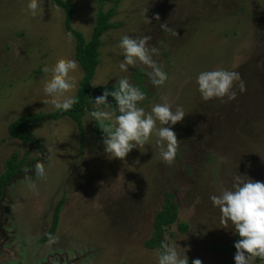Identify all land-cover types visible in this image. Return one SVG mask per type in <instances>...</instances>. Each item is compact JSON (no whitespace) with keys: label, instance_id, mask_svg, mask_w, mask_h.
Here are the masks:
<instances>
[{"label":"rangeland","instance_id":"374dc122","mask_svg":"<svg viewBox=\"0 0 264 264\" xmlns=\"http://www.w3.org/2000/svg\"><path fill=\"white\" fill-rule=\"evenodd\" d=\"M64 1L72 6L71 26L86 39L99 8L114 9L113 27L101 35L93 85L128 76L146 93V113L165 99L173 111L182 107L185 117L173 127L180 147L168 165L153 134L123 160L109 158L103 136L94 132L92 101L84 106L82 136L70 116L58 115L31 126L29 141L11 137L7 127L14 119L57 110L43 103L51 99L43 91L51 73L43 69L76 60L75 39L65 28L64 10L50 0L35 17L27 12L28 0H0V173L12 153L23 170L0 198V264H157L161 247L147 248L145 241L167 194L178 214L164 238L179 256L189 264H234L233 254L215 248L229 246L235 235L231 226L223 228L209 197L231 188L235 175L264 182V0ZM161 23L171 31L161 30ZM124 34L152 37L149 44L160 50L153 59L168 74L164 85L148 82L141 70L146 66L119 69ZM216 69L239 72L246 91L240 93L236 82L235 100L204 101L196 78ZM71 75L77 87L65 95L74 96L80 66ZM37 163L44 164V177L30 171ZM61 198L57 227L45 240Z\"/></svg>","mask_w":264,"mask_h":264},{"label":"clouds","instance_id":"9594fccd","mask_svg":"<svg viewBox=\"0 0 264 264\" xmlns=\"http://www.w3.org/2000/svg\"><path fill=\"white\" fill-rule=\"evenodd\" d=\"M42 5L43 0H28L27 12L35 17L42 12ZM155 18L159 20L158 15ZM145 19L150 23L146 16ZM160 28L163 31H171L167 23H161ZM151 39L149 35L138 37L122 35L117 45L123 57L119 69L122 72H129L130 68L146 66L141 67V70L148 82L154 87H159L167 82L168 74L161 64L153 59L159 55L160 50L149 44ZM78 69L79 64L75 59H60L52 67L46 65L43 71L51 73V78L45 82L43 91L51 99L43 103H51L54 109L63 112L70 111L77 103V98L65 94L76 89V80L71 74ZM236 82H239V92L244 93L246 84L237 71L226 69L202 71L196 78L201 98L204 101L217 99L221 103L236 99L237 92L234 90ZM116 85L112 89L105 87L103 93L94 98V102L91 99L89 114L93 121L99 123L102 130L104 152L109 158L123 160L133 149L140 150L155 134L161 159L171 165L180 147V140L177 139L173 127L185 117L183 108L177 106L173 111L171 104L165 99L163 103L153 104L151 111L146 113L141 107V103L146 99V93L139 85L133 84L128 76L120 77ZM109 97L113 98L114 104L109 101ZM113 107L114 112L109 110ZM157 122L162 126L157 127ZM30 171L38 177H44L46 174L43 163H37ZM245 176L235 175L231 188L209 197L213 207L219 210L223 228L228 229L231 226L233 234L239 237L234 242L236 249L234 264H251L254 258L264 260V182L250 178L245 180ZM24 179L31 189L35 188L27 172ZM161 249L157 264H189L187 256L181 258L175 247L166 241L161 242ZM192 264H202V261L195 259Z\"/></svg>","mask_w":264,"mask_h":264},{"label":"trees","instance_id":"16d2710c","mask_svg":"<svg viewBox=\"0 0 264 264\" xmlns=\"http://www.w3.org/2000/svg\"><path fill=\"white\" fill-rule=\"evenodd\" d=\"M51 4L62 8L65 13L64 25L66 30L73 36L75 39V58L79 63V66L82 70V77L79 80V85L75 93V97L77 98V103L73 106L70 111L63 112L60 110H56L53 113L48 114H32L20 116L13 121H11L8 125V132L11 137L20 139L22 141L31 140V132L29 128L31 126L38 125L43 120L57 118L58 115L70 116L78 125L79 133L83 134L81 127V117L84 112V106L90 104L91 99L94 100L95 97L101 95L107 87L108 89H112L117 86L116 83L95 86L93 85V76L95 74V69L99 64V46L101 45V35L107 29L113 27V24L109 21L110 18L114 14V9L110 8L107 11L99 8L95 17V23L92 28L91 35L88 39H86L82 33L78 30H75L70 22L72 18V6L65 2L64 0H50ZM110 102H113V98H108ZM115 108L109 109L113 111ZM108 123V122H106ZM94 132L97 136L102 137L103 133L100 129L99 123H94ZM18 154L12 153L8 159H6L4 163V171L0 173V198L4 193V189L7 184L18 174H20L23 170L21 167L22 161L17 160ZM63 204V198L59 199L58 203L54 208V213L52 216L51 227L48 233L45 235V240H48L53 235L58 221H59V212L61 206ZM177 210L178 206L172 199V194H167L164 198V201L161 205V208L156 212L154 220H153V231L151 236L145 241V246L147 248H156L161 247V242L165 241L164 232L167 227L171 224L177 222ZM179 229L184 232L187 229V225L185 223H180ZM239 237L235 235V239L233 242L227 247L217 246L215 247L217 250L224 251L226 253L235 254L236 249L234 248V242L238 240ZM225 264H230V262L226 261Z\"/></svg>","mask_w":264,"mask_h":264},{"label":"crops","instance_id":"0c3cea01","mask_svg":"<svg viewBox=\"0 0 264 264\" xmlns=\"http://www.w3.org/2000/svg\"><path fill=\"white\" fill-rule=\"evenodd\" d=\"M57 204V203H56Z\"/></svg>","mask_w":264,"mask_h":264}]
</instances>
